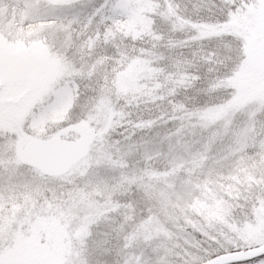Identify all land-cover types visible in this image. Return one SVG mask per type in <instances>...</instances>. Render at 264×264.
Wrapping results in <instances>:
<instances>
[{"label":"snow or ice","instance_id":"6c2138e0","mask_svg":"<svg viewBox=\"0 0 264 264\" xmlns=\"http://www.w3.org/2000/svg\"><path fill=\"white\" fill-rule=\"evenodd\" d=\"M0 264H264V0H0Z\"/></svg>","mask_w":264,"mask_h":264}]
</instances>
